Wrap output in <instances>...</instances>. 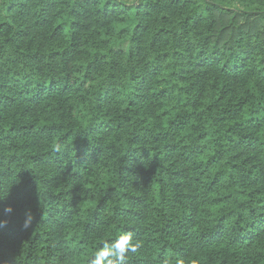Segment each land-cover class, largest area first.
<instances>
[{"label": "trees", "instance_id": "obj_1", "mask_svg": "<svg viewBox=\"0 0 264 264\" xmlns=\"http://www.w3.org/2000/svg\"><path fill=\"white\" fill-rule=\"evenodd\" d=\"M123 232L264 264V0H0V264Z\"/></svg>", "mask_w": 264, "mask_h": 264}, {"label": "clouds", "instance_id": "obj_2", "mask_svg": "<svg viewBox=\"0 0 264 264\" xmlns=\"http://www.w3.org/2000/svg\"><path fill=\"white\" fill-rule=\"evenodd\" d=\"M6 213H11L12 208L6 207ZM31 213H26L24 227L27 228L31 222ZM104 246L97 247L89 259V264H127L128 253H136L141 247L140 242H133L130 232H123L110 240L101 242ZM177 264H182L178 261Z\"/></svg>", "mask_w": 264, "mask_h": 264}]
</instances>
